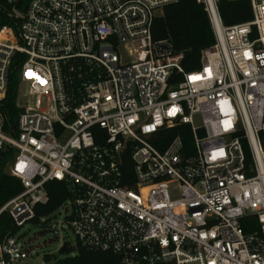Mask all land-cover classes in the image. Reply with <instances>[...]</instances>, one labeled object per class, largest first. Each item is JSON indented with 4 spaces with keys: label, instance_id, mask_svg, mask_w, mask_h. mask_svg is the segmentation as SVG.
Returning <instances> with one entry per match:
<instances>
[{
    "label": "built area",
    "instance_id": "1",
    "mask_svg": "<svg viewBox=\"0 0 264 264\" xmlns=\"http://www.w3.org/2000/svg\"><path fill=\"white\" fill-rule=\"evenodd\" d=\"M177 1L31 0L13 11L18 35L0 27V106L17 53L19 87L35 96L18 99L15 136L0 108L6 171L23 186L0 208L17 228L0 235V264L34 258L16 235L52 180L69 192L61 221L77 242L120 264H264V0L229 26L219 0H197L215 42L191 71L170 41L152 40L155 17ZM180 124L191 146L153 142Z\"/></svg>",
    "mask_w": 264,
    "mask_h": 264
},
{
    "label": "trees",
    "instance_id": "2",
    "mask_svg": "<svg viewBox=\"0 0 264 264\" xmlns=\"http://www.w3.org/2000/svg\"><path fill=\"white\" fill-rule=\"evenodd\" d=\"M31 0H16L8 3L0 1V27L9 26L18 35L20 19L15 17L13 11L24 13ZM219 12L224 25H233L249 21L252 18L250 0H219ZM152 40L166 39L171 42L176 52L184 54L183 66L191 71L200 67L201 51L212 46L215 35L202 3L197 0H178L164 7L152 25ZM26 60L21 53L14 55L11 60L8 76L7 91L1 101V110L5 116L4 131L11 135L17 133V120L22 109L17 104L19 88V70ZM181 136L185 145L191 146L192 134L188 125L180 124L175 127L161 130L153 137V142L161 149L174 137ZM162 137L163 143L159 144L156 138ZM13 149L0 148V208L11 198L23 190L21 181L6 171L7 163L13 157ZM124 174L132 176L131 161L126 159L123 165ZM48 201L36 207V217L32 221L37 224L39 217L55 212L69 197V192L63 182L52 180L47 182ZM17 231L8 214L0 215V235ZM61 256L46 254V264H120L118 255L107 251L94 250L77 242L74 246L66 242L58 249Z\"/></svg>",
    "mask_w": 264,
    "mask_h": 264
},
{
    "label": "rangeland",
    "instance_id": "3",
    "mask_svg": "<svg viewBox=\"0 0 264 264\" xmlns=\"http://www.w3.org/2000/svg\"><path fill=\"white\" fill-rule=\"evenodd\" d=\"M27 84H21L19 87L17 101L19 99L24 105H34L35 96L29 94ZM174 197H179L174 196ZM63 208H59L48 218H44L42 221L45 224H33L27 223L17 233V237L24 243L25 247L29 250V256L36 257L38 254H54L61 256L58 252L60 239L65 238L66 241L74 246L77 243L76 237L73 231L68 227L66 222H62V218L65 215ZM61 223V228L59 223ZM59 239V240H58Z\"/></svg>",
    "mask_w": 264,
    "mask_h": 264
},
{
    "label": "water",
    "instance_id": "4",
    "mask_svg": "<svg viewBox=\"0 0 264 264\" xmlns=\"http://www.w3.org/2000/svg\"><path fill=\"white\" fill-rule=\"evenodd\" d=\"M45 255L44 253L38 254L33 259H28L18 264H44L45 263Z\"/></svg>",
    "mask_w": 264,
    "mask_h": 264
}]
</instances>
